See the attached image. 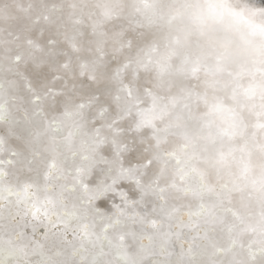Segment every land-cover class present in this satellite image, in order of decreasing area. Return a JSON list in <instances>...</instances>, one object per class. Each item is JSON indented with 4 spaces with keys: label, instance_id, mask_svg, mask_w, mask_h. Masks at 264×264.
I'll return each mask as SVG.
<instances>
[{
    "label": "snow or ice",
    "instance_id": "snow-or-ice-1",
    "mask_svg": "<svg viewBox=\"0 0 264 264\" xmlns=\"http://www.w3.org/2000/svg\"><path fill=\"white\" fill-rule=\"evenodd\" d=\"M0 264H264V0H0Z\"/></svg>",
    "mask_w": 264,
    "mask_h": 264
}]
</instances>
